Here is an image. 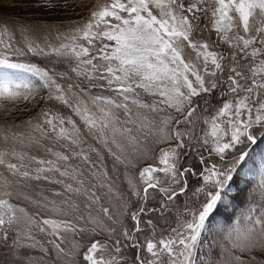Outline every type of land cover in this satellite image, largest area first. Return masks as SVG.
I'll return each mask as SVG.
<instances>
[{
  "label": "snow or ice",
  "instance_id": "1",
  "mask_svg": "<svg viewBox=\"0 0 264 264\" xmlns=\"http://www.w3.org/2000/svg\"><path fill=\"white\" fill-rule=\"evenodd\" d=\"M9 6L0 264H264V165L214 224L264 140V0H79V21L40 32ZM21 106L37 111L17 125Z\"/></svg>",
  "mask_w": 264,
  "mask_h": 264
},
{
  "label": "trees",
  "instance_id": "2",
  "mask_svg": "<svg viewBox=\"0 0 264 264\" xmlns=\"http://www.w3.org/2000/svg\"><path fill=\"white\" fill-rule=\"evenodd\" d=\"M28 1H33V0H28ZM66 1L79 4V0H66ZM26 2H27V0H25V3ZM10 3H11V0H10ZM17 4H18V6L23 5L24 0L22 3L20 2V0H17ZM9 7H13V6H9ZM6 8L7 7H5L4 9H6ZM15 8H17V6ZM2 11H4V10H2ZM80 18L81 17L76 18V19H72V20H65V21H37V20H26L22 17L10 15V14H6L3 16V19L7 20V21H12V22H17V23L26 22L30 26H35L37 28L38 32L43 31V30H47L49 28H51L52 30H55L60 25H67L69 23L79 21ZM29 59L31 60V62H37V63L42 62V58H29ZM12 110L14 111V109H12ZM20 111L22 113V116L17 118V120H16L17 125L20 124L21 119L27 120V119L33 117L36 114L37 109L33 108L31 106H29L27 108H25L24 106H21ZM248 150L251 153V157L249 159H247L246 163L242 162L243 166L241 169L238 170L239 171V189H241L243 191L241 192L240 196L236 200L231 201L226 208L221 207L219 209V211L215 214L214 224L218 223L220 225H225V226L231 225L234 222L235 218L237 216H239L240 212L243 209H245L248 206V204L250 203V200L248 198V194L257 185L258 178L249 179V178H246V175H247V172L252 173V174L255 173L257 168L259 167V163L264 161V140L259 141L257 145H250ZM218 160H219V158L217 157L212 162H218ZM148 163H152V161L150 159L142 161L136 167L134 172L138 171L140 167L146 166ZM119 183H120V187L124 191L125 196H127L129 194L128 189H127V181L122 178ZM198 186L199 185L197 183H195V178H193L190 181V187L194 188V187H198ZM40 187L43 190H45V192L47 194V191L50 190L53 186L41 184ZM55 187L58 188L59 186H55ZM234 194H235V191L232 194H230V196L234 195ZM185 201H187L191 205L192 198H191L190 193L188 195H185V196H180L177 199V201H176L177 207L182 208ZM175 211H176V209H173V216L175 214Z\"/></svg>",
  "mask_w": 264,
  "mask_h": 264
},
{
  "label": "rangeland",
  "instance_id": "3",
  "mask_svg": "<svg viewBox=\"0 0 264 264\" xmlns=\"http://www.w3.org/2000/svg\"><path fill=\"white\" fill-rule=\"evenodd\" d=\"M58 7L53 10L47 7H35V4H41L42 0L28 1L21 6L7 7L3 12L6 14L22 17L26 20L37 21H65L79 18L83 15V10L78 7V3L68 2L66 0H52ZM264 165V161L259 163L255 173H248L246 178L253 179L258 178L261 166Z\"/></svg>",
  "mask_w": 264,
  "mask_h": 264
}]
</instances>
